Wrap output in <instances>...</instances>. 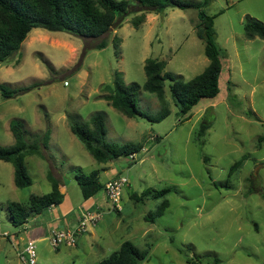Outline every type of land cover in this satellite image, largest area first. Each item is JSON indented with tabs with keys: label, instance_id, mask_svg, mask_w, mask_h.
Returning <instances> with one entry per match:
<instances>
[{
	"label": "rangeland",
	"instance_id": "374dc122",
	"mask_svg": "<svg viewBox=\"0 0 264 264\" xmlns=\"http://www.w3.org/2000/svg\"><path fill=\"white\" fill-rule=\"evenodd\" d=\"M204 11L215 16L225 69L218 96L201 100L189 115H181L175 105L170 80L164 83L169 114L160 122L126 116L105 100L109 93L104 87L112 86L117 73L126 84L143 86L147 59L166 61L165 72L186 82L200 75L209 59L196 33L198 9L147 13L139 28L132 24L137 14L130 12L120 28L94 40L34 29L20 50L0 63V85L33 86L10 99L0 95V145L15 144L10 130L14 120L25 125L30 140L50 130L43 156L26 158L30 187L18 188L14 166L0 161V264H23L19 255L30 240L35 217L15 227L8 207L50 193L47 174L64 187L66 196L57 210L66 222L93 205L101 209L102 219L79 237L78 246L54 250L49 236L36 241L37 264H97L125 241L149 249L142 264H208L199 262L211 258L219 264H264V140L259 141L264 135V40L245 36L248 21L264 24V0H212ZM115 37L120 39L118 53ZM102 40L106 48H96ZM138 104L151 116L163 108L155 94L143 89ZM97 115L105 119L107 142L142 144L135 160L121 157L99 163L72 133V124H90ZM203 122L210 127L200 141ZM114 168L129 181L119 213L104 189L87 201L76 181L78 169L84 174L99 171L105 185ZM165 188H171L169 207L160 217L154 212L163 199L134 197Z\"/></svg>",
	"mask_w": 264,
	"mask_h": 264
},
{
	"label": "trees",
	"instance_id": "16d2710c",
	"mask_svg": "<svg viewBox=\"0 0 264 264\" xmlns=\"http://www.w3.org/2000/svg\"><path fill=\"white\" fill-rule=\"evenodd\" d=\"M211 3L212 0L199 2L189 0H0V63L11 59L34 29L68 33L85 40H94L109 34L113 29L120 28L130 12L137 14L132 24L135 28H139L146 22L147 13L163 15L168 8L198 9L200 24L196 33L197 37L204 42L205 55L209 59L208 66L200 75L186 82L165 72L166 61L147 59L144 66L147 80L143 86L137 83L128 85L124 81L123 75L117 73L112 86L104 87V90L109 93L104 96L105 100L118 111L130 118L140 117L150 122H160L169 114V109L165 107L164 83L165 80H170L172 82L170 90L175 105L181 115H189L201 100L214 99L218 96L221 75L225 69L223 61L225 59L217 45L215 16L208 15L204 11ZM245 36L249 40L257 37L264 40V24L257 19L248 21L245 25ZM114 45L117 49L116 53H118L120 47L118 37L114 38ZM106 46L107 42L102 40L96 48L104 49ZM32 87L11 89L2 84L0 85V95L4 99H10ZM142 89L155 94L163 104L162 110L156 116H151L140 109L138 98ZM209 127L207 122L201 124L198 132L200 141ZM10 130L15 138V144L10 147L0 145V161L11 163L14 166V182L18 188H28L32 185V178L28 173L26 158L35 155L43 156L42 151L47 149L50 141V130L48 129L43 136L34 140L27 139L28 132L20 121H12ZM71 131L85 145L96 161L106 165L121 157L138 154L143 149L142 144L116 145L107 142V126L104 117L100 115L92 117L90 124H72ZM263 140L264 135L259 141ZM244 160L245 157L236 162L230 168V174H233ZM48 179L52 183L50 193L41 196L31 195L26 203L11 202L9 204V217L13 226L21 227L30 217L40 215L47 209L59 206L64 202L65 194L62 191L64 187L51 174H48ZM76 181L85 200H89L103 189L105 190V185L100 182L99 171L84 174L78 169ZM170 191L171 188L148 189L140 197L136 195L134 197L138 200L145 197L155 200L163 199L162 204L154 212L156 217H160L169 207L166 197ZM97 208L94 207L90 210ZM117 212L119 213V211ZM149 254V249L142 250L133 242L125 241L117 251L97 264H142L148 259ZM202 262L220 263L217 258L200 260L199 263Z\"/></svg>",
	"mask_w": 264,
	"mask_h": 264
},
{
	"label": "built area",
	"instance_id": "2783aa9c",
	"mask_svg": "<svg viewBox=\"0 0 264 264\" xmlns=\"http://www.w3.org/2000/svg\"><path fill=\"white\" fill-rule=\"evenodd\" d=\"M136 154H131L130 159L135 160ZM129 183L125 176L117 177L109 180L105 184V194L107 200L111 203L114 210H121V202L123 190ZM102 219L101 209L94 210L85 209L79 217L78 224L73 229L54 230L49 236V241L54 250H58L61 246L74 247L78 245V239L81 235L89 232L92 227H95ZM4 236L11 238L10 233H5ZM13 238V237H12ZM20 259L23 264H37V247L34 240H28L23 252L20 253Z\"/></svg>",
	"mask_w": 264,
	"mask_h": 264
},
{
	"label": "crops",
	"instance_id": "0c3cea01",
	"mask_svg": "<svg viewBox=\"0 0 264 264\" xmlns=\"http://www.w3.org/2000/svg\"><path fill=\"white\" fill-rule=\"evenodd\" d=\"M108 174H110L109 175L110 179H108L107 181L117 177H121L120 175L119 176L117 175L115 168L109 170ZM47 178H48V174H47ZM62 191L64 192V189ZM87 201H91V200L89 199ZM93 206L97 207L96 205ZM57 208L58 206L55 207L53 206L47 209L42 214L34 216L35 217V219L33 220L34 224L31 227V229H29L28 239L34 240L36 242L46 239V237L50 236L54 230L73 229L78 224V220L79 217L81 216L82 211L86 209V208L85 209L82 208L79 214L76 215V217L73 219V221L69 219L68 222H66L63 212L58 211Z\"/></svg>",
	"mask_w": 264,
	"mask_h": 264
}]
</instances>
